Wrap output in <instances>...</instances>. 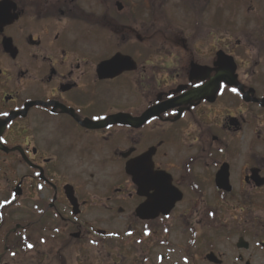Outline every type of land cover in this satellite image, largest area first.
Here are the masks:
<instances>
[{
	"label": "flooded vegetation",
	"instance_id": "af4514ba",
	"mask_svg": "<svg viewBox=\"0 0 264 264\" xmlns=\"http://www.w3.org/2000/svg\"><path fill=\"white\" fill-rule=\"evenodd\" d=\"M182 1L197 7L194 24L165 26L155 45L154 0H0V229L18 205L29 237L32 226L42 239L73 229L80 264H95L90 245L116 252L99 250L100 264H124L131 242L149 252L131 264H211L208 254L224 264L202 239L222 218L264 250V40L235 39L232 0H205L204 24L202 0ZM92 205L126 228L84 234L78 218Z\"/></svg>",
	"mask_w": 264,
	"mask_h": 264
},
{
	"label": "rangeland",
	"instance_id": "374dc122",
	"mask_svg": "<svg viewBox=\"0 0 264 264\" xmlns=\"http://www.w3.org/2000/svg\"><path fill=\"white\" fill-rule=\"evenodd\" d=\"M154 1L157 2V9L155 11V18L157 19L154 38L155 45H160L166 39H168V35L164 32L165 26L167 28L170 27L178 31L183 29L185 23L187 24L186 27H189V25L194 24V13L197 7H195L192 3L188 4L183 1V3H181L179 2V0ZM184 4L186 8L190 10L187 12L190 13L189 15H187V18H184V16L182 15V9L184 7ZM202 4L204 7L201 14V22L202 24L209 23L208 19L210 18L212 13V5L211 3H205V0H202ZM231 6L232 15H230V17L232 18V26L236 35L235 39H244L243 37H239V35L237 36V34H239V32H245L246 39L264 40V0H232ZM223 19H226V14ZM100 177L102 181H107L109 180V178L111 180V177L109 176L102 175ZM60 178H63L62 181L69 180V176L67 177L66 175H61ZM76 178L83 179L86 177ZM83 183L84 181L79 184L83 186L81 190L83 189L87 191V188H85L84 186H86L87 183L92 184L94 182L87 181L85 182V185H83ZM90 192L91 195L96 193L93 189V185L91 186ZM62 206L63 204L61 203V207ZM100 210V208L98 209L96 206L94 207V205H92V207L87 208L83 215L78 218V222H80L85 228V231L83 232L84 234H86V230L88 228L87 226L107 232H122L123 229L126 228V225H124L122 221L118 219L113 220L109 217L101 215V213H99ZM63 214L65 215V217H68V219H70V214H67V211H65ZM6 215V221L4 222V224L1 225L0 229V264H80L83 261V259L80 258L79 255L81 254V252L79 254H76L74 252L77 246H74V244H72V241H68L70 239L69 233L72 232L73 229L71 231L70 228H67L66 231H63V229L61 231V228H59L58 231L63 232L61 234H57L56 232H53L52 234H47V231L43 229V240H45L46 243L41 244L38 240L35 249L25 252L22 249L21 239L29 237L26 233H16L15 236L7 238V232L9 230L11 231L16 225L23 224L18 205L16 207H12L10 211L6 212ZM218 222L220 226H218L216 230H203L202 239L206 241L203 242L204 250L212 249L215 254L223 255L224 264H243L238 262V254L242 255L244 261L247 260L250 262V264H264V250H261L258 246V242L260 241L259 237H244V240L249 244V250L237 251L235 249V244L238 239L236 232L234 233V235L232 233L228 234L227 231H223L222 227L223 225H228L230 222L228 220L225 221L222 218ZM53 225L55 227V223H51V217H48V219L43 222V227L50 231H52L51 227ZM31 229L32 231H34L33 226L31 227ZM124 237L128 236H126L125 234ZM138 238L141 237L139 234H136L135 239ZM3 239L4 242L2 243ZM29 239L33 243H35L34 241H36V238H34L33 234L31 235V237H29ZM207 243H210V245H206ZM147 246L148 244L146 242H143L141 245H135L134 242L125 243L121 248H119V250L121 251L120 255L125 256L124 264H131V260L135 259V250H137L136 252H138L137 254L140 258L145 255L147 256V254H149ZM91 247L92 245H90V247L88 246V253L91 255V259L94 261L95 264H100V259L99 261L96 260V255L99 250L103 251V253H110V255L112 253V256L116 253L114 249L108 245L104 247L105 250H103V248L99 245L96 248ZM110 259V257L106 256L107 264L119 262V259L115 258L116 261L110 263ZM154 262L156 264H159L156 261L155 257Z\"/></svg>",
	"mask_w": 264,
	"mask_h": 264
},
{
	"label": "water",
	"instance_id": "95a60500",
	"mask_svg": "<svg viewBox=\"0 0 264 264\" xmlns=\"http://www.w3.org/2000/svg\"><path fill=\"white\" fill-rule=\"evenodd\" d=\"M117 64H118V61H117ZM105 65H108V66H110V65H116V62L115 61H113V62H109V63H107V64H105ZM105 65L103 66V68L105 67ZM102 68V69H103ZM105 71H106V68H105ZM173 107V105H171V106H165V107H162V106H159V107H157V108H154V109H151V110H149L148 112H146L141 118H140V122L142 123V122H144L145 120H147V119H149L150 117H152V116H156V115H159L161 112H163V111H166V110H168L169 108H172ZM238 247H246V244H243L241 241H239V244H238ZM210 261H212L213 259H214V256H212V255H209L208 257H207Z\"/></svg>",
	"mask_w": 264,
	"mask_h": 264
},
{
	"label": "snow or ice",
	"instance_id": "6c2138e0",
	"mask_svg": "<svg viewBox=\"0 0 264 264\" xmlns=\"http://www.w3.org/2000/svg\"><path fill=\"white\" fill-rule=\"evenodd\" d=\"M195 86H196V87H200L201 85H195ZM220 87H221V88H224L225 86H224V85H220ZM231 91L236 92V89L233 88V89H231ZM0 142H2V141H0ZM0 206H2V205H0ZM29 247H31V245H29Z\"/></svg>",
	"mask_w": 264,
	"mask_h": 264
}]
</instances>
